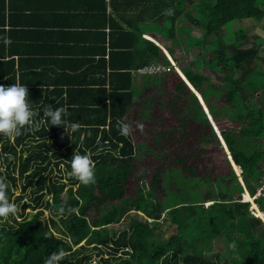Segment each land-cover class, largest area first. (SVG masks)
I'll return each mask as SVG.
<instances>
[{
  "label": "trees",
  "instance_id": "16d2710c",
  "mask_svg": "<svg viewBox=\"0 0 264 264\" xmlns=\"http://www.w3.org/2000/svg\"><path fill=\"white\" fill-rule=\"evenodd\" d=\"M188 1L139 0L135 8L142 2L145 7L138 14V21L150 15L148 33L159 38L160 44L182 42L187 49L197 51L194 65L200 69L194 73L187 67L183 72L208 102L214 121L225 117L240 123L239 131L231 132V138L226 131L222 136L233 162L242 170L246 189L255 197L263 188L264 179V72L254 62L261 60L259 54L264 52V45L258 42L259 36L249 37L243 27L225 31V35L228 32L233 37H226L224 46L215 47L210 42L211 49L207 42L236 21L252 19L261 23L264 0H198L197 9L189 12L184 10ZM168 9L173 10L172 15L164 14ZM178 22L199 28L203 37L191 35L187 41H180L174 29ZM132 27L111 34L110 48L120 45L133 51L144 42L145 49H154V56L148 50V59L139 62L144 50L138 54L118 50L110 52L109 60L102 57L95 64L104 72L109 70V90L101 86L96 91L102 94L100 99L73 100L86 89L72 88L61 101H48L46 90L37 86L36 78H17L15 62L0 60V85H25L34 111L32 124L18 135L0 136V181L6 183V197L15 205L14 215L0 218V264H43L57 250L63 253L59 264H92L96 258L99 264H264V223L251 213L249 203L242 202L244 189L224 146L198 98L180 93V89H186L181 82L182 88H176L175 97L169 101L174 109L180 99L185 101L179 116L183 121L181 140L189 126L187 119L196 127L210 128V135L200 132L198 144L214 142L229 171L217 174L213 180L214 172L198 176L196 166H187L177 159L184 164L188 176L182 169L159 168L151 183L141 180L133 188L134 194H127L136 163L154 151L145 142H134L131 131L127 136L119 134V122L128 124L126 117L137 105V94L141 92L133 84L132 72L162 60L172 66L160 47L144 39L137 26ZM115 36L119 44L114 43ZM251 40L254 43L250 48L240 46L251 44ZM4 55V47L0 46V56ZM239 71L243 72L241 76H237ZM106 80L102 79L99 85H106ZM150 80L151 85L158 86V92H152L144 101L141 112L147 115L142 121L154 116L157 101L159 105L165 102L161 97L164 79ZM258 93L261 94L256 97ZM251 103L252 110H243ZM48 105L65 107L67 114L63 118L76 127L65 130L50 126L43 117ZM164 134H155L154 141L158 143ZM74 152L88 154L94 162V183L82 185L69 175ZM174 171L182 177L176 185L172 183ZM190 178L196 187L188 184ZM186 182L187 188L183 187ZM206 202L212 204L205 207ZM255 202L264 212V190ZM27 209L36 212L28 214ZM46 211L49 219L41 220ZM168 221L175 226V232L167 236L163 228ZM221 242L227 245L223 251L217 248Z\"/></svg>",
  "mask_w": 264,
  "mask_h": 264
},
{
  "label": "crops",
  "instance_id": "0c3cea01",
  "mask_svg": "<svg viewBox=\"0 0 264 264\" xmlns=\"http://www.w3.org/2000/svg\"><path fill=\"white\" fill-rule=\"evenodd\" d=\"M138 1L0 0V46L4 47L5 54L0 56V60L15 62L17 78H20L21 75L29 77V79L36 78L37 86L46 90L45 95L48 101H61L68 96V92L72 91V88L86 89V91L78 93L75 99L72 98L73 100L100 99L102 94L96 91L101 86L109 90V70L104 72L99 64L98 66L95 64L102 60V57L105 60H109L110 52L116 53L118 50H127L129 53L136 52L137 54L139 50H144V57L139 58V62L148 59V50L154 56V49H145L144 42L139 44V46L136 45L133 51L130 47L120 45H117L115 49L113 48L114 50L110 48V35H114V33L116 35V32L118 34L116 30L121 28L125 30L134 28L132 27L134 24L139 28V31H142L144 39L155 42L164 51L167 58L171 59L169 60L173 62L177 74L190 88L192 94L200 99L203 110L205 109L204 111L209 113L208 102L204 101L201 94L194 88L183 72L187 67H190V71L194 73H197L200 69L194 65L197 51L187 49L182 42L176 44L170 41V43L166 44L167 46L163 47L160 44L162 41L158 37V40H156V36H150L148 33L150 15L146 14L143 18H139L138 21L139 12L144 11L145 7L142 2L140 7L135 8L138 5ZM132 2L133 5H131ZM193 5H196V3L193 0H189L184 10L188 12L193 10L194 8L191 7ZM179 20L182 21V18ZM263 25L264 19L261 23L252 19H245L232 23V29L236 30V28L243 27L247 34L252 37L253 34L249 33L246 28H258L261 32ZM174 29L177 39L180 41H187L191 35L203 37V35H197V28L190 23L178 22ZM177 29L180 31L178 32ZM103 35H105L106 39ZM257 36L264 37V34L262 35L261 33ZM117 39L118 37L115 36L114 43L118 41L115 44L120 42ZM162 61L153 62L145 67H138L132 72L133 84L136 88H141V92L137 94V105L133 108V111L136 110L138 119L146 118L140 114L141 110L144 109L143 107L137 110L140 101H145L139 96L144 95V91L149 89L152 84L150 83L151 80L147 83L145 81L147 78L165 77V74H161L164 72L149 75L146 73L142 74V71L148 66L168 67ZM91 63L94 64L91 65ZM20 66L22 67L21 69ZM262 70L264 72L263 68ZM104 74L106 75L104 76ZM104 78L107 79L104 83L106 85H99V82ZM145 85L146 87H144ZM154 87L158 89V86L154 85ZM61 90L62 92L60 93ZM260 94L258 93L256 97H259ZM246 109L247 106H243V110ZM210 119L214 122L211 116ZM143 122L148 121L144 120ZM235 124L239 125L240 129V123ZM214 126L216 127L215 123ZM221 138L226 150V143L222 136ZM234 169L240 175L239 167L234 165ZM243 189L245 192L243 201L247 202L245 197L248 194L250 195V193L245 186ZM261 194L262 192L259 190L254 199ZM251 210L253 209L251 208ZM262 213L264 214V212Z\"/></svg>",
  "mask_w": 264,
  "mask_h": 264
},
{
  "label": "rangeland",
  "instance_id": "374dc122",
  "mask_svg": "<svg viewBox=\"0 0 264 264\" xmlns=\"http://www.w3.org/2000/svg\"><path fill=\"white\" fill-rule=\"evenodd\" d=\"M165 2H170L171 0H164ZM194 3H198V0H193ZM198 5H193L194 9H197ZM231 25V26H230ZM227 26L225 29H221L219 33L217 34V38L213 39L211 38L209 43L207 42L208 48L212 49V46L210 45V42H214L213 44L215 47H221L224 46L223 41H226L227 39H232L233 36L229 34L228 32L225 35V31H230V28H233L232 24ZM254 27V26H253ZM237 29V28H236ZM246 30L253 34L258 35L264 34V25L260 29L258 28H246ZM179 32L180 30L177 29ZM232 32V31H230ZM204 32L197 29V35H203ZM250 37V36H249ZM258 42L260 44L264 45V37L259 36ZM226 43V42H225ZM254 43L253 40H251V44L247 45H240L242 48H250L251 45ZM163 47L167 46L166 44H162ZM177 49V48H176ZM153 50V49H152ZM163 51V50H162ZM164 52V51H163ZM165 54V53H164ZM260 57L261 60L254 62L255 64H260L262 68L264 69V52L260 51ZM167 57V56H166ZM168 59V58H167ZM170 59V58H169ZM171 60V59H170ZM158 72H164L165 77L164 81V87H163V94L161 97L164 98L165 102H163L161 105L157 101L155 106H153L154 109V116L149 120L148 122H143L142 118L138 119L136 115V110L132 111L127 117L126 120L128 122L132 138L134 142H145L148 147H151L154 149L151 153H149L145 159H143L141 162L136 163V173L132 176V179L129 181L126 191L127 194L133 195V188L137 187V182L141 180H148V183H151V180L156 173V170L161 168V170H164V168L169 169H179L183 171L185 176H188V172L184 169V164L187 166H196L198 170V176L205 177V174H210V172H214L211 175V178L214 180L215 176L217 174H224L228 173V166L225 163L224 155L222 154L221 150L217 148L216 144L212 141H210L209 144L202 146L198 144V138H200V132L205 131L206 135H210V128L204 126L203 128L196 127L195 124L191 119H187L188 128H186L184 135L185 138L181 140L182 133L180 131L182 130L181 127L183 125V121L181 117L179 118L180 114L183 113V106L185 105V101L182 99L179 100L177 106L175 105L176 109L173 108V106L169 103V101L172 100L173 96L175 97V91L176 88H182L180 85V82L183 83L186 87V89H180V93L182 95H189L192 94V91L190 88L185 84V82L180 78L179 74H177L176 70L170 67H158V66H148L143 71L142 74H153ZM139 73V72H138ZM141 73V72H140ZM243 72L239 71L238 76L242 75ZM150 81L149 78L145 81L147 83ZM140 84V82H139ZM157 86V85H156ZM184 87V86H183ZM184 87V88H185ZM158 92V89L151 85L149 89L144 91V95H142L143 101L148 100L149 96L152 92ZM177 91V90H176ZM176 99V98H175ZM146 105V102H141L137 108L142 109ZM252 110V103L250 107L248 106L247 109ZM141 116L147 115L145 112L140 113ZM207 116V115H206ZM208 118V116H207ZM208 121L211 125L212 130L217 133L218 135L222 136V132L226 131L229 133V136L231 138V132H236L239 129V125L233 123V121L229 118H220L219 121H214L217 128L214 126L213 122H210L209 118ZM174 130H177V132L171 133ZM165 132L164 136L159 140V142L154 141V135L157 133ZM223 137V136H222ZM264 137V136H263ZM219 138V137H218ZM220 140V138H219ZM220 144L222 145V142L220 140ZM224 145V144H223ZM222 145V147H223ZM164 146V147H163ZM190 148L192 149L190 151ZM229 153V152H228ZM159 155L162 157H159ZM227 155V154H226ZM228 157V156H227ZM164 159V160H163ZM177 159H182L184 164L177 161ZM147 165L151 166V168H147ZM235 165V163H233ZM238 167V166H237ZM235 172V171H234ZM174 174L176 173V176L172 178V183L176 185V183H179L181 181L180 177L181 175L179 172L174 171ZM237 175V174H236ZM167 179V177H166ZM195 182L192 178H190L188 184L190 186ZM69 184V182H68ZM187 182L183 187L187 188ZM196 187V186H194ZM206 192V191H205ZM19 194V191L17 192V195ZM195 195V193H194ZM162 197V195H160ZM237 198H239V195H236ZM212 202H206L205 207H209V205ZM36 211H33L31 209H27L26 213L28 214H34ZM50 213L49 211H46L44 214V219H49ZM256 217V216H254ZM259 220L263 222V219ZM166 225L163 228V232L168 236L170 233L175 232V226H172L171 221H168ZM171 224V225H170ZM258 224V223H256ZM120 226V224H119ZM225 242H221L220 244H217V248L220 251H223L226 249ZM228 261V259H227ZM99 258H96L95 261L92 262V264H99ZM222 263H225V261H222Z\"/></svg>",
  "mask_w": 264,
  "mask_h": 264
},
{
  "label": "clouds",
  "instance_id": "9594fccd",
  "mask_svg": "<svg viewBox=\"0 0 264 264\" xmlns=\"http://www.w3.org/2000/svg\"><path fill=\"white\" fill-rule=\"evenodd\" d=\"M172 12H173L172 9H168L165 11L164 14L172 15ZM168 61L171 63L172 68L175 69L173 62H171L169 59ZM198 100L200 103L199 98ZM204 112L208 116L210 122H212L210 119V113H206V111ZM66 114H67V109L65 107H53L51 105H48L43 110V117L50 126L62 127L65 130H67L69 126L75 128L76 127L75 123H70L69 121L63 118V116H66ZM33 115H34V111L29 103L28 92L25 85L19 83H12L11 85H7V86L0 85V136L12 137L14 135H18L22 128H24L26 125L32 124ZM129 131L130 128L127 123H124L123 121L119 122L120 135L127 136L129 134ZM218 137L222 142L221 136L218 135ZM230 162L233 170L237 174L241 186L244 187L245 184L241 176L242 173L241 168L239 167L240 169V175H239V173H237L236 170L234 169L233 160ZM69 169H70L69 175L74 177L80 184L88 185L90 183L95 182L94 162L91 160L88 154H79L74 152L69 161ZM6 188H7L6 183L0 181V218H7L8 216L15 214V205L7 199ZM263 190L260 189L261 192ZM244 196H245V192L241 196L242 202H244L243 201ZM245 203H249V202H245ZM249 204H250L251 213L254 216H256L254 209L251 210L252 204L251 203ZM255 218L259 219L257 216ZM149 221L152 222V220L150 219ZM62 255L63 253L60 252L59 250L54 251L44 259L43 264H59Z\"/></svg>",
  "mask_w": 264,
  "mask_h": 264
},
{
  "label": "bare ground",
  "instance_id": "6f19581e",
  "mask_svg": "<svg viewBox=\"0 0 264 264\" xmlns=\"http://www.w3.org/2000/svg\"><path fill=\"white\" fill-rule=\"evenodd\" d=\"M214 124V122H213ZM245 201L250 202L252 204V209H254L255 213L258 215V217L262 220L264 219V214L261 212V210L259 211L258 206L255 202V199L253 197H251L249 194L245 197Z\"/></svg>",
  "mask_w": 264,
  "mask_h": 264
},
{
  "label": "water",
  "instance_id": "95a60500",
  "mask_svg": "<svg viewBox=\"0 0 264 264\" xmlns=\"http://www.w3.org/2000/svg\"><path fill=\"white\" fill-rule=\"evenodd\" d=\"M225 152L227 153V155H229L228 156V159L230 160V161H232V158H231V156H230V152H229V150H225ZM229 152V153H228ZM212 204V203H211Z\"/></svg>",
  "mask_w": 264,
  "mask_h": 264
},
{
  "label": "built area",
  "instance_id": "2783aa9c",
  "mask_svg": "<svg viewBox=\"0 0 264 264\" xmlns=\"http://www.w3.org/2000/svg\"><path fill=\"white\" fill-rule=\"evenodd\" d=\"M264 189V179H263V188H261V190H263Z\"/></svg>",
  "mask_w": 264,
  "mask_h": 264
}]
</instances>
